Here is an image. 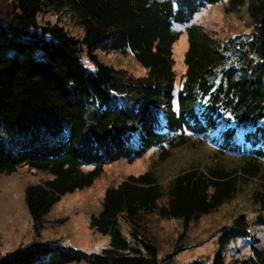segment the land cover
Returning <instances> with one entry per match:
<instances>
[{
  "label": "trees",
  "instance_id": "16d2710c",
  "mask_svg": "<svg viewBox=\"0 0 264 264\" xmlns=\"http://www.w3.org/2000/svg\"><path fill=\"white\" fill-rule=\"evenodd\" d=\"M218 3L227 13L245 7L254 30L222 40L201 25L187 26L186 71L176 90L175 25ZM47 8L69 9L83 37L41 24ZM98 49L130 50L146 75L103 64ZM203 148L210 153L162 182L158 163L177 150ZM150 151L156 158L147 171L107 188L101 212L90 219L109 238L100 252L33 242L0 264H173L191 226L242 193L252 218L242 210L219 229L211 261L182 264H226L223 249L237 238L249 239L251 255L236 264H264L252 232L264 225V0H0V173L28 166L52 175L25 189L34 228L64 195L93 185L107 164ZM153 215L180 222L175 247L162 260L148 229Z\"/></svg>",
  "mask_w": 264,
  "mask_h": 264
},
{
  "label": "rangeland",
  "instance_id": "374dc122",
  "mask_svg": "<svg viewBox=\"0 0 264 264\" xmlns=\"http://www.w3.org/2000/svg\"><path fill=\"white\" fill-rule=\"evenodd\" d=\"M11 1V0H8ZM41 24L51 23L63 26L72 36L81 38L84 35L79 19L73 16L69 9L60 11L47 8L40 13ZM191 24L203 26L215 38L222 40L240 34H248L254 30L252 19L246 8L238 13H227L223 3L213 4L200 9L188 24L175 25L181 36L174 44L176 71V90L180 78L186 71L184 62L188 48L186 27ZM99 60L118 70H125L135 77L146 75L145 67L140 64L130 50L110 51L96 50ZM86 67L94 70L95 65L87 54H83ZM210 150L203 148L199 153L188 149L177 150L171 159L158 163L156 173L163 183L174 172L192 158L205 157ZM156 158V152L150 151L142 158L133 162L121 159L107 164L102 174L93 185L64 195L44 217V224L36 230L25 203V189L32 184L52 178L47 172L35 170L28 166L20 167L11 174L0 173V257L33 242H58L62 245L82 249L87 252H100L109 243L107 236L101 235L90 227V219L98 215L103 206V198L107 188L117 186L128 176L144 173ZM250 212L251 205L247 195L242 193L233 203L222 207L219 211L205 215L200 222L193 224L184 242L186 248L173 257V264H182L194 260L211 261L218 248L219 229L230 224L233 217L240 211ZM148 229L158 246V257L162 260L175 247L180 233L178 220H161L156 215L149 217ZM124 233L128 235L127 225L123 224ZM259 246L264 249V225L252 228ZM251 255L248 238H237L228 243L223 249L226 264H236V259L248 258ZM66 264H88L85 261L69 262Z\"/></svg>",
  "mask_w": 264,
  "mask_h": 264
}]
</instances>
